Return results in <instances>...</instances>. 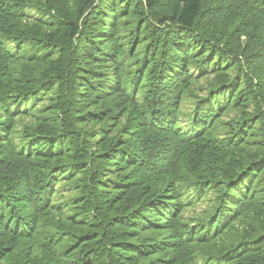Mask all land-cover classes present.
Here are the masks:
<instances>
[{
  "label": "trees",
  "instance_id": "trees-1",
  "mask_svg": "<svg viewBox=\"0 0 264 264\" xmlns=\"http://www.w3.org/2000/svg\"><path fill=\"white\" fill-rule=\"evenodd\" d=\"M0 264H264V0H0Z\"/></svg>",
  "mask_w": 264,
  "mask_h": 264
},
{
  "label": "rangeland",
  "instance_id": "rangeland-1",
  "mask_svg": "<svg viewBox=\"0 0 264 264\" xmlns=\"http://www.w3.org/2000/svg\"><path fill=\"white\" fill-rule=\"evenodd\" d=\"M111 18L109 19V23L111 22ZM203 80H201L200 82H202ZM200 94H203L204 91L203 90H200L199 91ZM126 120V116H123L122 117V122ZM209 200H208V197L204 198V200H200L197 205L195 206H191L188 208V210H190V213H198V214H202L203 212V209L206 208V207H210L209 206ZM186 213H188V211H186Z\"/></svg>",
  "mask_w": 264,
  "mask_h": 264
}]
</instances>
